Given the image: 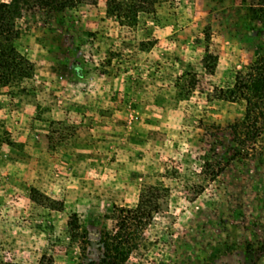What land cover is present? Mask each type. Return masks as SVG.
<instances>
[{
    "label": "rangeland",
    "instance_id": "obj_1",
    "mask_svg": "<svg viewBox=\"0 0 264 264\" xmlns=\"http://www.w3.org/2000/svg\"><path fill=\"white\" fill-rule=\"evenodd\" d=\"M53 2L22 11L34 73L0 92V264L99 262L142 196L125 264H264V131L233 144L245 102L224 98L264 55V0H171L123 25L107 0Z\"/></svg>",
    "mask_w": 264,
    "mask_h": 264
},
{
    "label": "trees",
    "instance_id": "obj_2",
    "mask_svg": "<svg viewBox=\"0 0 264 264\" xmlns=\"http://www.w3.org/2000/svg\"><path fill=\"white\" fill-rule=\"evenodd\" d=\"M35 1L44 3L45 7L51 8L56 13H60L64 9V4L54 6L53 0H11L9 3H0V92L7 88H19L34 73L32 61L17 43L19 34L16 24L22 17V11L25 7ZM169 1L171 0H138V2H134V0H107L106 14L117 19L122 25L125 23L134 24L141 15L154 13L155 5ZM207 59L215 62L217 58L209 54L205 57V68L209 69ZM72 69L76 75H79V67ZM224 98L229 101L242 99L245 102L243 118L229 127L231 142L244 147L247 142L254 141L261 134V131H264V55L255 57L248 68V73L236 78L233 88L227 92ZM220 145H222L221 142ZM227 154L229 152L225 154L226 157ZM214 156L216 160L213 162L209 154L203 156V167L205 173L211 175L212 178H217L219 173L224 170V165L221 160L217 159L216 149ZM148 190L159 192L157 188H149ZM32 193L34 198L40 199L36 190H32ZM44 199L49 200V198ZM148 203L142 196L135 209L120 210L123 219L121 218L116 224V232L114 234L106 232L104 235L102 241L105 249L104 257L99 262H90L89 264H125L127 262L133 249L136 248V236L134 231L131 232V220L142 223V219H150L152 211L147 209ZM69 229L73 239L79 237L76 215L71 217ZM39 264H52V259L43 256Z\"/></svg>",
    "mask_w": 264,
    "mask_h": 264
}]
</instances>
